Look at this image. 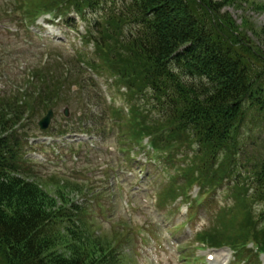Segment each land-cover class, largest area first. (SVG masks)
Returning <instances> with one entry per match:
<instances>
[{"label":"trees","instance_id":"obj_1","mask_svg":"<svg viewBox=\"0 0 264 264\" xmlns=\"http://www.w3.org/2000/svg\"><path fill=\"white\" fill-rule=\"evenodd\" d=\"M235 1L22 3L28 4L29 16L64 4L80 13L99 7L101 16L91 27L100 51L97 65L129 88L152 124L139 127L134 118L133 126L123 130L125 140L152 134L158 147L170 153L182 139L188 140L193 156L185 161L197 165L194 170L200 176L194 181L203 184L238 171L243 177L235 186L238 202L223 217L222 227L204 240L229 244L245 254L249 241L264 242V227L258 230L264 222V145L251 156L243 143L251 123H264V52L249 48L246 36L223 12ZM55 93L59 91H48L45 98ZM41 95L40 91L39 99ZM35 101L36 95L23 103L19 97L0 99V264H108L104 257L111 249L102 254L100 245L90 242L84 228L76 225L80 216L75 204L65 208L71 201L64 199L60 206L40 183L20 177L26 174L20 169L18 136L13 132L23 116L38 110ZM256 202L263 210L255 219ZM230 225L235 237L222 232Z\"/></svg>","mask_w":264,"mask_h":264},{"label":"rangeland","instance_id":"obj_2","mask_svg":"<svg viewBox=\"0 0 264 264\" xmlns=\"http://www.w3.org/2000/svg\"><path fill=\"white\" fill-rule=\"evenodd\" d=\"M20 8L29 10L28 4L26 7L24 4L21 7L19 0H0V88L3 91L12 94L16 86L19 90V87L24 84V75L28 74L30 68L43 67L47 61L53 60L42 55L50 51L61 59L56 64L55 72L59 73V69L66 63L70 68V81L62 96V99L66 100L63 104L54 107L56 109V125L52 128L54 132L59 133L67 125L75 128L79 118H83L85 113L101 116L103 112L107 116L106 121H112V113L108 110L102 111L104 109L102 107L112 104L114 98L115 106L118 108L125 103V106L129 105V95L126 92L117 88L118 94H116V89L108 88L107 84L110 81L106 75L100 76L87 65L79 66L77 63V53H75L77 49H82L81 52L94 51L93 46L85 48L81 38L88 33L90 21L93 23L101 16V11L93 9L83 16L85 18L83 20L82 15H78L74 8L67 9L62 16L57 15L55 24H47L40 19L34 27H30L33 32L27 33L25 32L27 27L21 26L22 21L16 19L21 16ZM261 8H264V0H237L223 9V12L228 13L234 21V28H239L243 36H246L248 47L255 48L257 53L259 50L264 52V9ZM19 28H21L20 31ZM18 32L21 38L10 34ZM29 36H32L30 40ZM2 60H6L8 65ZM49 65L55 66L52 62ZM20 92H23V89H20ZM101 96H106V101ZM66 107L70 113L69 117L63 114ZM46 112L47 109L44 108L35 115V126L30 133L35 144L31 145L29 150L27 146L24 147L26 153H24L23 161L27 169L33 168L35 181L40 183L41 187L55 198L60 206L64 207L65 204L62 203L64 199H70L74 204H78L82 213L79 214L80 219L76 225L84 228L83 232L88 234L90 242L100 245L102 254L106 249H111L112 252L120 254L125 264H180L178 255L184 253L190 257L193 255L195 262L203 264L197 260L198 256L217 252L216 254H221L214 260L216 264L232 263L234 255L227 247L211 252L202 250L201 247L197 249L194 233L210 225L211 217L204 207L211 208L214 215L220 212L222 207L233 205L235 199L233 191L237 192L238 189H232L233 184L230 180L223 177L216 183L206 186V189L212 190L208 194L205 205L193 209L197 214L196 219L189 226L177 228L188 220V200L178 199L169 211L161 206L160 200L170 186L171 177L176 178L175 181H180V173L175 175L174 172L178 171L177 168H182L178 164L182 162L181 160L178 161V158H175L171 165L164 164L157 168L152 167L153 164L150 163L147 166L149 173L146 174V171L140 173L137 165L145 157L144 150L139 151L141 153L137 154L136 160H132V164L123 160L124 155L117 150L118 145L121 144L118 131L115 129L117 125H113L115 128L110 127L106 134H95L93 138L78 132H75L78 135L72 133L70 141L67 139L68 144L85 140L89 148H93L91 141L95 144L94 147L98 146V148L92 150L88 148L81 157L72 151L64 153L57 146L56 148L47 146V142L51 140L50 134H42L43 132L39 129L37 122ZM249 127L251 130L244 135L243 143L247 142L249 147L246 153L251 152L249 154L255 156L257 152L254 150L264 145V123H251ZM58 140L62 148L70 147V145H63L61 136ZM75 146L81 145L75 144ZM128 147L131 148L132 144ZM177 150L186 155L182 156V160L185 157L190 158L193 144L188 140L182 141ZM59 152L62 153L61 157L58 155ZM75 155L78 158H75ZM47 158H49L48 162H46ZM161 162L165 163L164 160ZM122 166L124 167L121 169ZM196 167V164L187 166L184 171L191 173ZM107 170H110L109 174H105ZM120 171L123 180L121 186L117 183ZM244 176H247L245 171ZM187 177L188 174L182 172V178L188 179ZM173 189L174 187L171 186L169 191ZM199 190L196 186L192 195L196 196ZM97 201L102 202L101 207ZM67 206L69 205H65ZM126 208L131 211V214H128ZM261 210V206H252L255 219ZM67 212L71 213V211ZM130 226L135 231L140 229L148 232L149 243L145 247H141L136 237H133L128 230L121 228ZM231 227L232 225L228 226L225 233L230 232L235 237L236 233L231 230ZM263 227L264 222L259 223L258 230Z\"/></svg>","mask_w":264,"mask_h":264},{"label":"water","instance_id":"obj_3","mask_svg":"<svg viewBox=\"0 0 264 264\" xmlns=\"http://www.w3.org/2000/svg\"><path fill=\"white\" fill-rule=\"evenodd\" d=\"M66 114H67V112H66ZM53 116H54V112L52 109H50L49 113L44 118H42L39 122L41 128H43V129L48 128L50 123H51Z\"/></svg>","mask_w":264,"mask_h":264},{"label":"bare ground","instance_id":"obj_4","mask_svg":"<svg viewBox=\"0 0 264 264\" xmlns=\"http://www.w3.org/2000/svg\"><path fill=\"white\" fill-rule=\"evenodd\" d=\"M212 264H216V262L213 261Z\"/></svg>","mask_w":264,"mask_h":264}]
</instances>
